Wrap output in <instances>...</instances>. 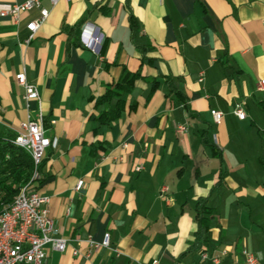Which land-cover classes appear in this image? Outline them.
Here are the masks:
<instances>
[{"label": "crops", "instance_id": "0c3cea01", "mask_svg": "<svg viewBox=\"0 0 264 264\" xmlns=\"http://www.w3.org/2000/svg\"><path fill=\"white\" fill-rule=\"evenodd\" d=\"M22 1L0 0V7ZM40 3L49 15L29 42L26 25L38 8L17 22L0 17V132L17 133L38 106L49 122L41 181L32 186L47 197L67 245L48 247L43 264H212L202 252L233 264L244 250L264 263V90L257 89L264 0ZM130 13L151 46L144 56L132 42ZM82 18L74 40L83 30L100 34L98 53L69 38ZM21 70L39 104L24 100L15 82ZM126 72L138 76L122 93L119 117L103 125L96 117L116 99H99ZM237 102L242 120L233 113ZM212 108L223 112L218 124ZM199 198L209 207V229L185 252ZM105 232L110 246L90 247L88 238L100 242Z\"/></svg>", "mask_w": 264, "mask_h": 264}, {"label": "built area", "instance_id": "2783aa9c", "mask_svg": "<svg viewBox=\"0 0 264 264\" xmlns=\"http://www.w3.org/2000/svg\"><path fill=\"white\" fill-rule=\"evenodd\" d=\"M56 4L57 0H50ZM33 8H38L37 18L30 20L26 27L29 31L25 42H29L37 29L44 23L49 15V9L42 7L40 0H23L7 6L0 7V17H10L17 22L21 14ZM81 43L92 50L99 52L103 37L100 34L84 33L80 35ZM201 80V78H200ZM15 82L23 89V98L26 102L34 100L39 104L40 95L34 84L27 81L24 70L15 75ZM258 90H264V79L257 84ZM233 113L242 120L246 114L242 102L234 105ZM214 123L218 124L223 119V112L219 109H210ZM43 116L38 106V114L34 117L28 116L23 121L16 133L21 140V146H31V154L35 155L38 166L43 161L46 149L50 146V138L45 133ZM142 166H136L139 171ZM37 173V172H36ZM83 180L79 179L75 189L80 191ZM162 187L161 191H165ZM48 199L29 183L21 186L19 192L14 196L10 204L0 211V264H43L47 256V248L63 252L66 249L67 240L57 235L52 219L46 207ZM88 243L93 249L110 246V234L105 232L100 242H94L88 238ZM74 253H76L74 251ZM200 260L209 261L212 264H221V256L208 252H202ZM151 264H158L152 260ZM233 264H264L256 256L248 251H242V259Z\"/></svg>", "mask_w": 264, "mask_h": 264}, {"label": "trees", "instance_id": "16d2710c", "mask_svg": "<svg viewBox=\"0 0 264 264\" xmlns=\"http://www.w3.org/2000/svg\"><path fill=\"white\" fill-rule=\"evenodd\" d=\"M103 13H108V8L100 6ZM129 28L131 30L132 42L138 51L144 56L146 51L151 49L149 42L139 35V23L136 17L130 13L128 16ZM84 18L79 20L74 26L70 28V39L73 38V43L81 44L80 40H74L77 33H80ZM138 73L126 72L124 76L116 83L106 87L105 92L100 97L99 101L105 102L115 98L116 102L111 109L100 112L96 119L103 125H108L116 120L124 105L122 93L129 90L133 84ZM170 92L181 95V92L174 89L172 86ZM264 109V106H262ZM48 120L43 117V124L47 127ZM16 133L10 131L0 132V211H2L8 204L11 203L14 196L19 192L21 186L26 184L34 175V164L31 156L20 146L15 143ZM204 144L212 146L211 142L206 137L202 138ZM40 167L36 168L38 174L37 178H33L37 182L41 181L39 177ZM209 207L205 198H199L195 204L194 219L196 220V231L194 233V240L190 243L185 252L195 249L201 242L205 240L208 232L210 219Z\"/></svg>", "mask_w": 264, "mask_h": 264}, {"label": "bare ground", "instance_id": "6f19581e", "mask_svg": "<svg viewBox=\"0 0 264 264\" xmlns=\"http://www.w3.org/2000/svg\"><path fill=\"white\" fill-rule=\"evenodd\" d=\"M15 143L22 147L32 158L33 164H34V174H36V168L38 166V162L36 160L35 155L31 154V146H21V140L17 137H15Z\"/></svg>", "mask_w": 264, "mask_h": 264}, {"label": "rangeland", "instance_id": "374dc122", "mask_svg": "<svg viewBox=\"0 0 264 264\" xmlns=\"http://www.w3.org/2000/svg\"><path fill=\"white\" fill-rule=\"evenodd\" d=\"M38 177V174L36 173V174H34L33 176H32V178L27 182V183H29L30 185H33L35 182H37V181H35V180H32L33 178H37ZM24 185V184H23Z\"/></svg>", "mask_w": 264, "mask_h": 264}]
</instances>
